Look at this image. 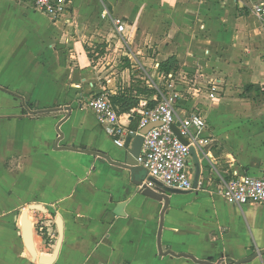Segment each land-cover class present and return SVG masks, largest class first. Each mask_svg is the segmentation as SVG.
<instances>
[{"label": "crops", "instance_id": "1", "mask_svg": "<svg viewBox=\"0 0 264 264\" xmlns=\"http://www.w3.org/2000/svg\"><path fill=\"white\" fill-rule=\"evenodd\" d=\"M100 1L53 23L29 0H0V264H39L23 242L24 212L38 257L57 249L49 264H264V208L230 206L219 194L230 171L264 172V16L252 9L264 0ZM113 20L126 24L122 34ZM92 43L123 57V88L154 89L150 69L160 82L168 73L159 64L172 57L176 71L215 85V100L184 98L176 110L182 118L197 107L206 123L187 165L200 189L156 183L166 204L139 190L146 174L130 165L131 144L116 146L80 105L122 90L113 65L103 72L90 60ZM131 111L121 123L132 130ZM39 222L54 225V239L37 233Z\"/></svg>", "mask_w": 264, "mask_h": 264}, {"label": "built area", "instance_id": "2", "mask_svg": "<svg viewBox=\"0 0 264 264\" xmlns=\"http://www.w3.org/2000/svg\"><path fill=\"white\" fill-rule=\"evenodd\" d=\"M29 1L35 11L45 15L53 23L73 13L74 0ZM252 9L258 17L264 16L263 6L254 5ZM113 24L119 34L126 29L122 20H113ZM160 82L161 87H154L158 96L157 103L149 108L147 102H141L131 111L137 116V125L132 130L121 123L122 116L118 108L111 103L110 94L104 90L87 98L80 105L86 106L94 113L98 124L118 147H123L124 140L129 135H138L145 126L158 124L142 136L143 143L136 162L137 166L144 170L146 178L139 183L138 188L140 191H155L158 183L167 189L192 192L200 189L202 184L193 185L187 168L188 160L191 150L198 146L194 132L203 130L206 123L197 107L191 108L179 118L175 109L176 100L180 97V87H183V91L184 87L186 88L185 93L191 96L193 102L201 99L213 101L216 99L217 90L213 84L199 85L180 71L161 75ZM219 194L230 206H264V172L250 175L230 171L220 180Z\"/></svg>", "mask_w": 264, "mask_h": 264}, {"label": "rangeland", "instance_id": "3", "mask_svg": "<svg viewBox=\"0 0 264 264\" xmlns=\"http://www.w3.org/2000/svg\"><path fill=\"white\" fill-rule=\"evenodd\" d=\"M74 8L78 9L79 5H81V8L83 10V13L85 12H94L95 10H97L99 7H102V3L100 0H74ZM106 45L104 44H94L92 43L91 44V47H88V52H89V58L91 61L94 62V65L97 67V69H105L103 72H105L106 70L109 69L110 66H107L106 64L109 63L111 65L114 66L113 70H115V74L113 76L114 78V82H116L117 84L120 83V85L122 86L121 88L123 89V86H124V78H122V75L120 76V74L118 73V69L120 67H118L120 60L123 58L121 57V55L118 53V52H113L112 50H106ZM110 53H113V56L110 57ZM114 63V64H113ZM123 63V62H122ZM121 63V64H122ZM121 66V65H120ZM113 70L111 71H108L109 74L113 72ZM150 79L155 83L157 84L158 87H161L162 85V82H159L157 79H156V76L154 75L153 73V69H150ZM190 79H192V81H195L197 79H194L192 76L190 77ZM199 80V79H198ZM104 84H106V81L103 82ZM192 86V84H191ZM125 87V86H124ZM181 89V93H180V97L176 100V105H175V109L177 110L178 113L181 114V110L184 109V107H187L185 104L184 105H181L180 107V104H181V99L184 100L187 99L189 100L190 102L192 101L191 100V96L190 95H187V93H185L186 88L184 87V91H183V87H180ZM105 92L106 89H104ZM108 93V92H107ZM110 94V93H108ZM199 103V100L195 103L197 104ZM116 107V106H115ZM189 170H191V166L189 167ZM256 206H259V207H263L264 206H260V205H256ZM41 226V227H40ZM43 225H41V223H37L35 224V228L37 230V233H40L42 232L43 234L45 233V235L49 236V239H54V236H56L57 232L55 230V227L53 224L49 225V226H43V231H39L40 228H42ZM40 227V228H39ZM47 238V237H46Z\"/></svg>", "mask_w": 264, "mask_h": 264}, {"label": "water", "instance_id": "4", "mask_svg": "<svg viewBox=\"0 0 264 264\" xmlns=\"http://www.w3.org/2000/svg\"><path fill=\"white\" fill-rule=\"evenodd\" d=\"M158 124H149L147 126H145L143 129H141L138 133V135H129L124 142L123 145V149H128L130 144V150L128 152V155L131 157L132 162L130 165L134 166V167H138L137 166V162L136 159L138 158L140 151H141V147H142V136L146 135L152 128L156 127ZM132 142V143H131ZM143 194L153 200L156 201H164L165 204L167 202V197L162 195V194H158L150 189H145ZM28 210L30 211H41V208L39 206H30L28 208ZM163 216V213H162ZM161 216V217H162ZM56 223H57V227L59 230V239H58V243H57V248L60 244V239H61V221L60 218L58 217L56 219ZM33 226L32 223L28 220V214L27 212H24L22 214L21 217V234H22V238H23V242L24 245L26 247V250L28 252V254L30 255V257L32 258L33 261H38L39 264H49L51 262V260H53V258L55 257L56 253H57V249H55V252L53 254L52 257H44V256H40L38 257L35 246H34V241H33ZM203 264H210V263H206V262H200Z\"/></svg>", "mask_w": 264, "mask_h": 264}, {"label": "trees", "instance_id": "5", "mask_svg": "<svg viewBox=\"0 0 264 264\" xmlns=\"http://www.w3.org/2000/svg\"><path fill=\"white\" fill-rule=\"evenodd\" d=\"M124 67H128L127 65ZM159 70L161 73H169L170 71H176L177 62L175 58H169L166 61L159 64ZM157 96L154 89L147 87L144 83L140 81H133L126 88H123L115 95L110 96L111 103L118 108L119 114L130 113L132 109L138 107L139 99L147 96ZM157 99L149 100L147 102V107L151 108L157 103ZM132 118L137 121L136 114H132Z\"/></svg>", "mask_w": 264, "mask_h": 264}]
</instances>
